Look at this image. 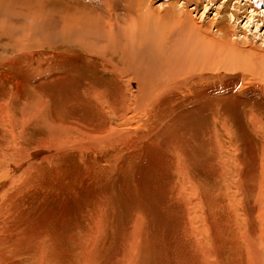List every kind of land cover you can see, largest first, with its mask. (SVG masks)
<instances>
[{
	"label": "bare ground",
	"instance_id": "6f19581e",
	"mask_svg": "<svg viewBox=\"0 0 264 264\" xmlns=\"http://www.w3.org/2000/svg\"><path fill=\"white\" fill-rule=\"evenodd\" d=\"M74 1L76 3L73 6H67L68 1L62 4L61 0H26L27 6H12V0H0V47L11 48L15 54L20 53L21 57L17 56L19 59H16L15 56L8 57L7 54L0 53V69H12L13 65L20 67L17 62L20 60L31 64L32 60L29 58L33 57L28 55L32 54L35 56V67L31 70L36 79H40L42 73H51L56 82L71 84L72 81H78L80 84L79 89H74L75 84H72L69 92L71 95L65 94L58 103L64 106L63 112H60V107H57L58 110L51 109L48 102L41 101L44 98H33L31 94L29 101L22 102L21 106L12 105L13 100L10 104L9 101L0 104V108L8 106L9 111L15 108L18 113L13 116L8 110L0 113V264H112L111 256L120 254V250L108 253L105 249L108 230L112 229L109 222L112 221L113 212L110 211V217H103V213L92 219L86 217L84 224L87 232L84 228L77 232V227L71 223L73 218L70 217L67 220L70 221L71 228H67L64 236H44L38 230L41 228V220L36 211L41 200L38 202L32 197L39 194L44 199L43 204L47 202V197L38 189H32V186H36L40 182L38 179L45 173H54L55 167L62 165L61 159L67 155L80 162H88L86 160L89 157L95 156L92 161L98 162L99 157L94 155L96 148L109 150L129 143L135 144L131 158L157 153L162 162H176L174 176L179 177L180 181H175L174 178L169 194L166 195L177 197H174L178 204L176 206L185 212L188 211L186 206L190 211L193 208L190 204L185 206L184 201L194 197V202L200 206L204 215L201 233L204 232L205 239L202 243L194 241L192 225L189 226L186 221L183 225L190 237L181 234L180 238L178 236L173 239L174 248L178 252L175 255L169 253L171 250L162 254L153 247L151 249L152 245L148 244L151 239H141L140 244L135 247L141 237H151L146 231V225L150 223L143 228V221L138 219L130 228L129 237L132 240L122 244L126 246L128 254L121 257V263L147 264L149 261L157 264V258L160 259L158 264L164 260L168 264H264V114L255 109L244 110L245 123L250 129L246 142L257 146L253 157L248 154L245 159L241 149L238 153L235 150L239 145L245 147V141L238 143L236 131L220 115L226 110L224 104L230 105L233 100L231 96L224 97L216 93V83L222 75L221 69L226 71L238 68L235 73H223L236 75L230 79L237 78L241 82L249 75V83L254 88L251 92H259V100L264 101V69L256 64L258 58L261 59L264 55L258 52L259 56L256 58L254 53L256 63L245 59V49L231 40L234 34L230 21L231 18L234 21L239 18L237 10L241 6L234 3L229 9V4L224 5L228 16L224 15V18L217 20L220 35L215 37L210 36L211 22L196 23L191 18L198 2L191 9H187V6L194 4L195 0H163L160 6H152V0H97L95 3L99 5L94 3L96 6L89 5L90 0L89 4L86 2V6H81L78 2L86 0ZM262 3L263 0H246L247 6L243 7L250 9V14L246 17L250 19L259 16L257 6ZM40 53L44 54V59L66 56L68 61L74 63L79 60L77 68L80 72L74 70L77 72L74 76L78 79L70 81L74 71L71 74L70 71L62 72L63 69L56 73L50 72L53 67L61 68H55L56 65L45 71L47 69L38 59ZM46 54L48 55L45 57ZM28 70L30 72V68ZM25 76L28 77V74ZM1 77L2 80L7 79L3 75ZM33 79L34 77L31 78ZM131 81L136 83L134 93H128L129 89H125ZM65 89L68 90L67 85ZM225 91L235 94L236 89ZM178 100L179 103L174 104ZM185 101L195 104L196 108L207 106L208 101L213 104L221 103L216 104L221 109L217 108L211 118L207 143L203 136L201 139L196 136V141L194 135H187L185 127L179 126L175 130L170 123L168 127L167 119L171 117L169 114L184 112L180 105ZM150 105L152 111L158 112V117L147 116V120H141V127L134 130L131 127L133 120L140 115L144 117L146 108ZM191 111L192 109L188 110V113ZM186 115L188 114L185 113L184 116ZM128 124L130 127L126 126ZM156 128L161 129L154 131ZM28 132L37 133L38 139H27ZM158 134L163 135V140L167 141V144H163V149L149 139ZM235 142L238 145L233 147ZM168 146L172 148V155L164 152ZM141 150L144 153H140ZM229 150H235L236 156ZM197 151L199 156L196 155ZM196 157H202L203 162L195 161L193 164ZM151 158L153 159L152 156ZM27 160L35 161L25 163ZM193 165L196 170L201 171L207 166L210 176L215 178V185L207 186L203 183L204 178L200 181L198 171L194 176V172L189 170ZM111 168L113 170L114 167ZM63 175L62 172L61 176ZM53 176L60 174L55 173ZM195 180L200 182L203 190ZM194 181L197 186L192 184ZM67 184L59 185L54 179L40 183L44 190L54 187L53 192L68 187ZM28 194H32L31 202L25 199ZM180 194L183 199L178 198ZM63 197L66 199L70 195ZM109 199L106 196L107 202ZM29 204L33 206L30 207ZM176 206L174 204L173 207ZM61 211L67 212V206ZM50 214L49 212L48 215ZM184 214L187 216V213ZM22 218L27 219L24 227L19 225ZM75 233L79 236L74 237ZM164 234L162 230L160 236ZM194 234L197 237L196 229ZM24 238L30 243L24 241ZM57 239L64 242V247ZM69 242L73 244L69 245L71 250H74V245L80 249L73 261L68 257L72 253L67 254ZM183 245L188 249L183 248Z\"/></svg>",
	"mask_w": 264,
	"mask_h": 264
},
{
	"label": "rangeland",
	"instance_id": "374dc122",
	"mask_svg": "<svg viewBox=\"0 0 264 264\" xmlns=\"http://www.w3.org/2000/svg\"><path fill=\"white\" fill-rule=\"evenodd\" d=\"M25 1L26 0H12V6H21V5L27 6ZM27 1H29V0H27ZM36 1L40 2V0H36ZM58 1H60V0H58ZM64 1L69 2L68 4H66L67 6H73L76 3L74 0H61L62 4L66 3ZM96 1L97 0H93V1L90 0L89 2H91V4H89L88 0L78 1V2H80L81 6H86L87 3L89 5H92V6L99 5L98 3H95ZM204 1H206V2H204ZM162 2H163V0H152V6H160ZM196 2H198L197 3L198 7L191 14V18H193V20L196 23H204V22L210 23L211 22L209 24L210 25L209 31L211 33L210 36H215V37H218V35H220V33L218 31L219 25L217 23V20H219L220 18L222 19V18H224V15H227L224 5L229 4L230 5V6L228 5L229 9L232 8L234 3L240 5L241 7L237 10L239 18L235 19V21H234V18H231V21H230L231 28H232L233 34H234V35H232L231 40H234V42L236 41V43L239 44L240 48L245 49V51H243V54H245V56H244L245 59H249V60L254 61V58H255L254 55L256 56V58L259 56L257 54L258 52L261 55H264V3L257 6V7H259V8H257V13H259L257 15H259V16H257L256 18H250L249 19L248 17H246V15L250 14V12H249L250 9L246 10V7H243V6H247V5H245L246 0H200V1L195 0L194 4H190L187 6V9H191L193 6H195ZM203 5L206 6V9H204ZM201 7H203V8H201ZM191 12H192V10H191ZM221 12H222V14H220ZM254 15H255V13H254ZM5 49H7V50H5ZM10 49L11 48H5V47L1 48L0 47V53L1 54H7L8 57L15 56L16 59L17 58L19 59L20 53H16L17 54L16 55L15 51L14 50L11 51ZM39 51H41V49ZM45 51H46V48H45ZM245 52L249 53V55L246 54ZM47 55L48 54H46L45 57ZM246 55L248 57H246ZM17 56H19V57H17ZM38 56H39L38 59L41 61V64L45 66V69H47L45 71H48L53 65L54 66L56 65L55 68H58V67L59 68L61 67V68L60 69H54V67H53L54 70L52 69L50 72L56 73L58 71H61V69H63L62 72H67V71L69 72L70 71L69 72L70 74H71V71H74V70H77V72H80V69L77 68L78 64H80L79 60L74 63V61H68L66 56L56 58V59H54L55 56H52L51 58L48 57V59L45 58L46 60L43 58L44 54H41ZM28 57H33V58H29L30 60H32L31 64H27L26 61L20 60V61H17L20 67L13 65L12 69H9V68L0 69V104H4L8 101L10 104L11 100H13L12 105L17 107V106H21L22 102L29 101V97L33 96V98H36V96H41V98H44V99H41V101L44 103L48 102V106L51 109L55 108L56 110H58L57 107H60L61 108L60 112H63L62 108L64 106H62V103L58 104L60 102V100L63 99L65 94L71 95V94H69V92L72 88V84H75L74 89H79V87H80V84L78 81H72V79L74 80L75 78H77L76 76H74V74H76L77 72L76 71L72 72L73 75H71L72 78L70 80V81H72L71 84L70 83L66 84L64 82H56V80L54 79V77L52 76L51 73H49V74L42 73L43 77L41 75V77L39 76L40 79H36L34 76V73L31 70L32 67H35V61H33L35 59V56L32 54H29ZM25 58H27V57H25ZM263 59H264V57H262L261 59L259 57L257 60L258 61L257 63L254 61V63H256L258 65V67H260L261 69H264V60ZM259 62H261V63H259ZM72 63H74V65ZM67 66L68 67L73 66V67L71 69H69ZM28 68H30V72H29ZM6 69L9 71L11 70V71L8 72ZM237 70H238V68L235 70L229 69L226 71L224 69H221L222 75L220 76V79L216 83V93H218L219 95H222L224 97L225 96H231V98L233 100V103H231L230 105L224 104L226 110L223 111L222 114H220V115H221V117H223L224 119L227 120L229 127H231V129L236 131V139H237L238 143L241 144L245 141V143H243L244 146L246 145L245 147H241L239 145L238 148L235 150H237V153H238V151H240V149H241V153L244 154L245 159H247L246 157L248 156V154L253 157V155L255 154V149L257 146L255 143L252 145V143L246 142V138H249L250 129L245 123L244 110L245 109H247V110L255 109V110H258L259 112H261L262 114H264V107H263L264 101L259 100V97H260L259 92L257 94H254V92H251V90H253L254 88L249 83V75H247L244 78V82L243 81L241 82L237 78L230 79V77H233L236 75H225L224 74L225 72L228 74L235 73V72H237ZM223 71H224V73H223ZM42 72H44V71H42ZM27 74H28V77L25 76ZM1 75L6 76L7 79L2 80ZM22 75H24V76H22ZM30 77L31 78L34 77V79L31 80ZM80 83H82V82L80 81ZM66 85H67L68 90L65 89ZM125 89L126 90L129 89L128 93H134L137 89L136 83L133 81H131V83L130 82L127 83V85L125 86ZM233 89H236L235 94L232 93L231 91H225V90H233ZM104 90H107V88H104ZM107 91H109V90H107ZM30 94L32 96H30ZM252 94L255 95L253 97V99H251ZM233 97H235V99H233ZM221 99H223V98H221ZM178 103H179V100L174 101V104H178ZM216 104L221 105L220 102L213 104V103L208 101L207 106L202 105L201 108H199V107L196 108V105L195 104H189V101L182 102V105H180V107L183 106L182 110H184V112H182L180 114L177 113L178 115L177 114L174 115V113L172 115L169 114L171 116L170 117L171 119L169 117H168L169 120L167 119L168 127H169V123L172 125V128L175 130H178L179 126L185 127L187 135H189V133L192 136L194 135L193 137L196 141H198L197 138H195L196 136H198V139H201V137L203 136L205 142L207 143V137L209 135L207 133V130L210 127L211 118L214 117V115L217 111V108L221 109L220 107H217ZM0 109H3V110H0L1 114L4 110L9 111L8 106L6 108H0ZM191 109H192V111L189 114L188 110H191ZM9 113L10 114L12 113L11 114L12 116H13V114L18 115L15 108H13L11 111H9ZM156 113H158V112L152 111L151 105H150L149 107L146 108V115L144 117H142L140 115L137 118H135L131 124V127L134 130L139 129L141 127V120H143V119L147 120V118H148L147 116H149L151 118H157L158 116L156 115ZM185 113L188 115L184 116ZM190 117H192V118L190 119ZM160 124L164 125L162 123H160ZM126 126L130 127V124H128ZM159 129H161V128H156L154 131H158ZM164 130H166V129H164ZM31 137L34 140L38 139L37 133L28 132V138L27 139H30ZM221 137H222V135H221ZM139 138L141 139V137H139ZM149 139L152 140L153 142H155L154 144L157 145V147L159 146L161 149H163V144H165V143L167 144V141L163 140V135H160V134H158L156 136L149 137ZM144 142L146 143V141H144ZM199 143H202V142L199 141ZM131 144L132 143H129L128 145H121L117 148H111L109 150L96 148L94 155L99 157L98 162L92 161V159L96 158L95 156H91V158L89 157V160H86L88 162H80L76 158H70V155H67L61 159L63 164L62 165L60 164V165L55 167L54 173H51V172H49L48 174L45 173L43 176H41L38 179L40 182L37 183L36 186H32V189H34V190L38 189L37 191L43 192L42 194H44L47 197L46 198L47 202H44V204L42 203L44 199L39 194L35 195V197H32L34 200H36L38 202H40V200H41V205H39V207L36 209V211L38 212L37 215H39V218L41 220V228H38V230L41 231L42 235L49 236V237H54L55 235H57L59 237L64 236L67 233L68 229L71 228V225L69 224L70 221L67 220L70 217H71V219L73 218L72 219L73 222H71V223H74L75 227H77L76 230L78 232V231H80L81 228L85 229L86 226L84 224V219L86 217L92 219L99 213H103V217L105 215L107 217L108 216L110 217L111 216L110 213L113 212L112 216H111L112 221L109 222V227L112 229L108 230V233H107L108 236H106L108 238L106 239L105 249L108 251V253H115L116 251L120 250V254H114V255H112L113 257L111 256L110 259H111L112 264H123L120 262L121 259H123L121 257H126L128 254V250L126 249V246H123V245L132 240V238L129 237L130 228L132 226H134V224L136 222L135 220H137V222H138V219H141L143 221V224H142L143 228L145 227V224L150 223L148 226L146 225V227H147L146 231L151 234V237H149V236L141 237L140 239L137 240V243H135V247H137L140 244L141 239H143V240H150L151 239V243H148V244H150V246L152 245L151 249L154 248L157 252L159 251L158 253L162 252V254L167 252L168 250H171L169 253L170 254L174 253V255H175V253H178V252H177V249L174 248V243L172 241L175 237L178 238V236H179V238H180L181 234H182V236L185 234L186 235L189 234V231L187 230L186 226L183 225L186 221H188L187 223L189 224V226L192 225V227H191V228H193V235H192L193 238L192 239L194 241H197V243H200V242L202 243L204 241L205 238L203 236L205 234H204V232L201 233L202 226L204 225V223L202 222L204 215L201 212L200 206H198V204H196V201L194 202V200H195V199H193L194 197L188 198L186 201H184V203H185V206L190 204L192 206L191 208H193V210L195 209L197 211H195V212L193 210L190 211L187 208L188 206H186L185 208L188 211L185 212L182 210L181 207L179 208L178 206H176L177 200L175 198H177V197L171 196V195H168V196L166 195L167 193L169 194V190L171 188L172 181H173V183H174V180L180 181L179 177L177 178L176 175L174 176V174H175V172H174L175 168L174 167H175L176 162L174 160H168L167 162H162V160L159 159V156L157 155V153H149V154H145V155L142 154L141 156L137 155V157L131 158V156L133 155L132 152L135 151V144L134 145H131ZM249 144H250V146H249ZM258 144H259V141L257 142V145ZM203 145L204 144H200V146H203ZM236 145H238L237 142L232 144L233 147H235ZM140 147L143 148L142 145H140ZM153 148H155V147L153 146ZM112 149H114V150H112ZM171 150H172V148L170 146H168L165 148L164 152L168 153V155H172ZM235 150H229L230 153L233 154V156H234V154L236 156ZM109 151H111V153ZM142 152L143 151L141 150L140 153H142ZM101 153H102V155L100 156ZM196 155L197 156L200 155L199 151L196 152ZM151 156L153 157V159L151 158ZM138 158H140V159H138ZM157 158H158V160H157ZM199 159H198V157H196L195 160L192 161L193 164L195 161L196 162H203V160H201L202 157L201 158L199 157ZM34 161L35 160H33V161L27 160L25 163L34 162ZM181 162H183V160ZM81 164H83V165L81 166ZM208 165H211V164H208ZM111 167H114L113 170H111L112 169ZM115 167H117V168H115ZM194 167L195 166L193 165L189 168V170L192 173L194 172V176L196 174V171H198L200 181H202L204 178L203 183H205L207 186L210 185V187H212L215 185V178L210 176L207 166L204 169H202V171L204 173L201 170H196V168H194ZM109 171H110V173H109ZM62 172L64 174L63 176H61ZM83 172H84V174H83ZM55 173L56 174L59 173L60 176H53V174H55ZM205 174H206V176H205ZM80 175L82 176V179H80L81 178ZM167 175L168 176L171 175V176L168 177ZM50 179H54V181L59 185L60 184L63 185V184L68 183L67 184L68 187L66 186L65 188L60 189L59 191L56 189V192H53V189H55V188L51 187L48 190L45 189L46 190L45 191L44 187H42L40 185V183H41V181L45 182L46 180H50ZM195 181H196V183L198 182V180H195ZM195 181H194V183H192V182L191 183L196 185ZM8 182H10V181H8ZM187 183H189V182L187 181ZM197 185L199 187L201 186L200 189L203 190L202 189L203 186L200 184V182L197 183ZM257 185H256V187H257ZM207 186H204V187H207ZM48 191H52V192H48ZM191 191H192L193 195H196L195 191H193V190H191ZM52 193H54V194H52ZM55 193L57 196L55 195ZM31 195L32 194H28V196L25 198V199L29 200L28 202L32 201L30 199ZM69 195H70V197H66V199L63 197V196H69ZM106 196H107V198H110L109 202H107L105 200ZM172 198H174L175 200ZM178 198L183 199L181 194ZM186 198L187 197L185 196V199ZM164 199H165V201H164ZM55 201H56V203H55ZM71 201L73 202V204ZM75 203H77V204L75 205ZM169 203H171V204H169ZM194 203L196 204V206ZM174 204L176 207H173ZM29 206L31 207V206H33V204H31V205L29 204ZM58 206H60V207H58ZM64 206H67V212H65V213H64V211H61ZM114 207H115V210H114ZM169 209H170V211H168ZM172 209H174V210L172 211ZM178 209H179V211H178ZM180 209L182 212L187 213V216L184 213H181ZM199 209H200V211H199ZM39 210H40V212H39ZM189 211L191 212L192 215H190ZM47 212L48 213L50 212L51 214L48 215ZM175 213L177 215H175ZM179 213H181V214H179ZM66 214H68V215H66ZM43 215H45V216L43 217ZM198 215H199V217H198ZM59 216L60 217L63 216V218H60ZM67 216H69V217H67ZM113 217H115V218H113ZM135 217H137V218H135ZM184 218H186L185 221H184ZM193 218H194V220H193ZM197 218H198V220H197ZM47 221H48V223H47ZM201 222H202V224H201ZM26 223H27V219L22 218V219H20L19 225L24 227L26 225ZM193 224L194 225L196 224L195 225L196 227L193 226ZM182 225H183V227H180ZM152 227H154V228L152 229ZM161 227H162V229H161ZM172 229H174V230H172ZM180 229L182 230V232ZM194 229H196L198 231L197 237L194 236L195 235ZM162 230L165 234L160 236ZM63 231H64V233H63ZM85 231H86V229H85ZM86 232H84V233H86ZM35 234H36V232H35ZM155 235H157V236H155ZM78 236H79L78 234H76V233L74 234V237H78ZM160 238H161V240H159ZM156 239H158V240H156ZM201 239H202V241H201ZM23 240L26 241L27 243H30L28 240H26V238H24ZM58 240L60 242L59 244L61 246L63 245L62 247H64V242L61 239H57L56 241H58ZM77 240H79L80 242H83V240H80L78 238H77ZM168 240H170L171 242L170 241L168 242ZM169 243H170V245H169ZM59 244H58V247L60 248L61 246ZM167 244H168V246H167ZM69 245L72 246L73 244L71 242H69L67 244V254L70 252L72 253L71 255H68V257H70V259L73 261V259L80 253V249L76 245H74V250H71L69 248ZM122 247H123V249H122ZM162 247H164V248H162ZM182 247L185 249H188V247L186 245H183ZM109 250H111V251H109ZM122 253H123V255H122ZM114 260H116V261H114ZM159 260L160 259L155 258V261H157L156 262L157 264H158ZM147 264H155V262H149L148 261ZM159 264H168V262L166 260H164L162 263H159Z\"/></svg>",
	"mask_w": 264,
	"mask_h": 264
}]
</instances>
